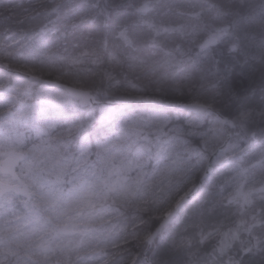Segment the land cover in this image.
Wrapping results in <instances>:
<instances>
[{"label":"snow or ice","instance_id":"snow-or-ice-1","mask_svg":"<svg viewBox=\"0 0 264 264\" xmlns=\"http://www.w3.org/2000/svg\"><path fill=\"white\" fill-rule=\"evenodd\" d=\"M0 264H264V0H0Z\"/></svg>","mask_w":264,"mask_h":264}]
</instances>
